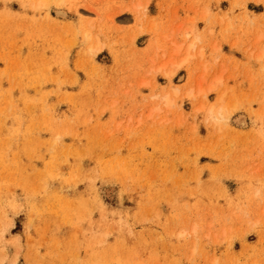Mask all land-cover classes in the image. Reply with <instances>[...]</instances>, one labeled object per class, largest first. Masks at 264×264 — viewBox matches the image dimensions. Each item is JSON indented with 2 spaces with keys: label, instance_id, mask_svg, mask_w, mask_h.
Masks as SVG:
<instances>
[{
  "label": "rangeland",
  "instance_id": "1",
  "mask_svg": "<svg viewBox=\"0 0 264 264\" xmlns=\"http://www.w3.org/2000/svg\"><path fill=\"white\" fill-rule=\"evenodd\" d=\"M41 1L0 0V264H264V0ZM194 35L224 125L153 97Z\"/></svg>",
  "mask_w": 264,
  "mask_h": 264
},
{
  "label": "bare ground",
  "instance_id": "2",
  "mask_svg": "<svg viewBox=\"0 0 264 264\" xmlns=\"http://www.w3.org/2000/svg\"><path fill=\"white\" fill-rule=\"evenodd\" d=\"M45 0L41 1V4L44 5ZM59 3L62 0H57ZM58 3V4H59ZM61 4V3H60ZM191 32L195 33V29H192ZM189 33H187L188 35ZM200 37L197 35H194V39L189 42L186 45V48L184 49V43H174L171 42V44H166L164 45L163 48V55L167 57V61L165 63L158 64L154 70L153 74L156 76L157 74H160L162 76V79L167 81V84L165 85V88H168L167 90H163V92L153 94V97L157 98L160 100L165 108H170L174 105V99L180 94V88L178 86H175L174 84H171V81L175 78L177 75L178 71L184 67L186 62L192 60L193 58H201L204 55V50L199 48L200 42ZM97 48V46L92 50L94 51ZM91 49V48H90ZM184 49V56L180 59H178L176 56L177 54L181 53L182 50ZM197 50V52L195 51ZM264 50V47L262 49H259L257 52L259 53L257 56V59L262 57V52ZM197 53V54H196ZM196 63V70H199L198 68V63ZM189 66H191V63H188ZM202 65H204L202 63ZM204 71L207 72V68L203 67ZM264 70V68H263ZM195 76V75H194ZM220 75L216 76H207L206 75V80L202 83L203 81V76L198 75L197 77H194L195 79L198 78L197 80L192 82V85H198L197 87H190L186 89L183 94L181 95V99H187L189 100L192 104L196 103L197 100L203 99L202 103H205V100L207 99V95L215 91L217 92L215 102L211 105L208 106L207 108V113L205 115L204 120L208 122H213L214 124H222L224 125L231 112L236 109L238 106V103H234L231 106H225L223 104L225 100V96H227L228 91L226 89H220L221 86V78L219 77ZM211 77V78H210ZM193 78V79H194ZM188 79H190V75H188ZM201 83V84H199ZM157 110V108H155ZM251 115L253 114L255 117V120L258 121L260 125V130L262 137H264V103L261 106V113H256L253 110H250ZM249 113V114H250ZM263 113V114H262ZM37 121V119L35 120ZM195 229H193V234L195 235Z\"/></svg>",
  "mask_w": 264,
  "mask_h": 264
}]
</instances>
